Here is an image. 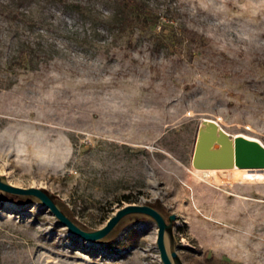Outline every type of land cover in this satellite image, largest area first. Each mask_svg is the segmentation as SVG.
I'll return each mask as SVG.
<instances>
[{"label": "rangeland", "instance_id": "obj_1", "mask_svg": "<svg viewBox=\"0 0 264 264\" xmlns=\"http://www.w3.org/2000/svg\"><path fill=\"white\" fill-rule=\"evenodd\" d=\"M168 2L203 37L191 55L129 46L101 0H0V174L87 231L129 203L173 213L183 264H264V169L191 163L205 120L264 145V0ZM15 35L34 43L33 66L6 63ZM156 236L127 215L85 240L0 194V264H162Z\"/></svg>", "mask_w": 264, "mask_h": 264}, {"label": "water", "instance_id": "obj_2", "mask_svg": "<svg viewBox=\"0 0 264 264\" xmlns=\"http://www.w3.org/2000/svg\"><path fill=\"white\" fill-rule=\"evenodd\" d=\"M204 128L199 129L195 141L191 163L198 169H264V145L256 139L243 135L230 137L211 120L204 121ZM217 145V146H215ZM28 195L39 199L52 215L71 233L95 241L106 236L123 217L141 214L153 219L157 225L156 246L162 264H183L177 252V240L174 235L176 215L171 213L166 218L148 204L129 203L118 208L99 229L91 231L78 227L54 202L50 193L38 187H19L10 184L0 174V194Z\"/></svg>", "mask_w": 264, "mask_h": 264}, {"label": "trees", "instance_id": "obj_3", "mask_svg": "<svg viewBox=\"0 0 264 264\" xmlns=\"http://www.w3.org/2000/svg\"><path fill=\"white\" fill-rule=\"evenodd\" d=\"M24 1L5 0L6 3L15 2L17 6L22 5ZM101 2L107 10V15L104 16L109 22L107 28H112L118 33L130 34L127 42L129 46L132 45V37L137 36L139 44H146L153 52H162L170 47L185 45L191 55L194 48L204 44L203 37L182 21L179 9L172 6L168 0H101ZM63 5L68 6L65 2ZM9 42L6 63L29 68L39 61V53L32 41L15 35ZM5 194L23 202L41 203L39 199L32 196ZM54 202L61 212L75 223L63 206L57 201ZM153 207L160 211L156 206Z\"/></svg>", "mask_w": 264, "mask_h": 264}, {"label": "bare ground", "instance_id": "obj_4", "mask_svg": "<svg viewBox=\"0 0 264 264\" xmlns=\"http://www.w3.org/2000/svg\"><path fill=\"white\" fill-rule=\"evenodd\" d=\"M208 172V171H207ZM211 171H209V173H210Z\"/></svg>", "mask_w": 264, "mask_h": 264}]
</instances>
